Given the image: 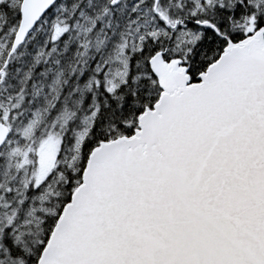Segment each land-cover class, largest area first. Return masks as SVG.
I'll list each match as a JSON object with an SVG mask.
<instances>
[{
    "label": "snow or ice",
    "instance_id": "snow-or-ice-1",
    "mask_svg": "<svg viewBox=\"0 0 264 264\" xmlns=\"http://www.w3.org/2000/svg\"><path fill=\"white\" fill-rule=\"evenodd\" d=\"M0 264H264V0H0Z\"/></svg>",
    "mask_w": 264,
    "mask_h": 264
}]
</instances>
